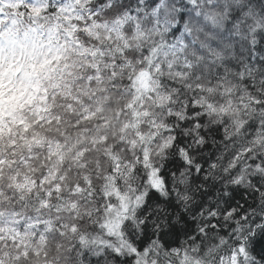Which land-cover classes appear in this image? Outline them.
Returning a JSON list of instances; mask_svg holds the SVG:
<instances>
[{
    "label": "snow or ice",
    "instance_id": "obj_1",
    "mask_svg": "<svg viewBox=\"0 0 264 264\" xmlns=\"http://www.w3.org/2000/svg\"><path fill=\"white\" fill-rule=\"evenodd\" d=\"M73 49L103 57L132 108L167 103L146 113L154 134L130 172L109 169L94 212L49 223L59 206L41 198L8 222L69 235L71 264H264V0H0L8 96L55 95Z\"/></svg>",
    "mask_w": 264,
    "mask_h": 264
},
{
    "label": "trees",
    "instance_id": "obj_2",
    "mask_svg": "<svg viewBox=\"0 0 264 264\" xmlns=\"http://www.w3.org/2000/svg\"><path fill=\"white\" fill-rule=\"evenodd\" d=\"M100 42L109 41L101 37ZM72 51L76 53L75 49ZM86 54H91L93 59H86ZM104 55L110 56L111 53L105 52ZM72 57L76 58V62L71 63L67 83L62 81L63 87L59 91L67 101L65 107L69 111L59 117L60 124L55 130L57 139L51 145L42 141L35 129L45 124L49 111L47 105L55 98L54 95L33 94L22 103L21 98L8 96L0 90V221H4L0 224V233H3L0 235V253L4 256L9 253L18 255L19 264H33L29 258H35V264H71L69 235H57L59 229H49L51 235H40L34 229L25 231L19 224L8 221L19 220L22 224L24 217L34 214V206L41 198L59 206L58 212L45 213V216L50 217L49 223L58 222L67 227L73 222V210L77 215L94 212V192L98 191L95 183L101 180L97 174L103 173L102 161H110L108 173L114 165L121 172L125 168L130 172L141 144L148 142L149 136L154 134L146 126V113L149 110L155 112L154 105L167 103L166 100L148 98L132 108L136 100L129 99V103L119 113L112 112L111 117L117 120L115 128L118 134L122 132L119 134L121 139L116 143L117 140L114 142L113 138L106 135L115 130L113 123L106 124L104 120L106 116L109 118L107 109L112 106L111 94L120 95L110 87L113 77L107 69L111 65L104 63L103 57L96 59L90 49H81ZM89 64L101 66L104 74L102 77L98 74V78L103 83L89 85L86 78V66ZM85 82L87 87L84 86ZM101 103L103 107H99ZM28 113H31V119ZM48 120L49 123H56L50 117ZM38 144H43L45 152V164L39 172L35 170L34 162L41 159L36 155L41 150L36 147ZM97 149H100L99 158L89 163L87 157ZM56 159L59 164L53 167L52 161ZM66 168L70 172L68 179L65 176ZM89 169L92 171L89 172ZM73 176L76 179H72ZM107 177L104 175L103 181ZM14 209L18 214L10 216ZM35 254L40 255L33 256Z\"/></svg>",
    "mask_w": 264,
    "mask_h": 264
},
{
    "label": "clouds",
    "instance_id": "obj_3",
    "mask_svg": "<svg viewBox=\"0 0 264 264\" xmlns=\"http://www.w3.org/2000/svg\"><path fill=\"white\" fill-rule=\"evenodd\" d=\"M76 62V58L75 57H71V63H75ZM74 78V77H73ZM85 87H87V82H85ZM54 99L47 105L49 111L47 116L45 117V124H40L38 128L35 129V131L39 134L40 139L42 141H46L48 144H52L53 141H55L57 139L56 134H55V130L57 129V124H60V120L59 117L64 116L65 112L69 111V109L67 107H65V105L67 104V101L64 99V96L62 93L57 92L54 95ZM111 100H112V106L109 107L107 109L108 113H109V118L111 119V113L112 112H116L119 113L124 107L125 105H127L129 103V98L124 95V94H120L119 96H117L116 93H112L111 94ZM74 110V109H73ZM99 110V109H97ZM127 114V113H125ZM29 119H31V113H28ZM51 118L52 120H56V123H49L48 118ZM113 123V127L115 128L117 120H112ZM120 123H123V121H120ZM61 127H63V125H61ZM119 142V138L117 139L116 143ZM112 145L110 144L109 147H111ZM36 147H39L41 150L36 153L37 156L41 157V159L34 161L36 163V171L39 172L41 170V168L44 167L45 164V152L43 150V144H38ZM17 151L19 152L20 150L17 149ZM121 152L123 151V149L120 150ZM100 156V149H97L96 152L91 153L87 159L89 161V163H92L94 161H96ZM59 164V160H53L52 161V166L56 167ZM110 166V161L109 160H104L102 161V167H103V173H98L97 175L101 177V180L97 181L95 183V188L98 189V191L94 192L96 199L93 201V205L92 207L96 210V205L97 202L100 200V196L103 195L104 191H105V181H103V176L104 175H110L108 173V167ZM92 170L89 169V172H91ZM7 175V174H6ZM72 179H76L75 176L71 177ZM65 250H67L65 248Z\"/></svg>",
    "mask_w": 264,
    "mask_h": 264
},
{
    "label": "rangeland",
    "instance_id": "obj_4",
    "mask_svg": "<svg viewBox=\"0 0 264 264\" xmlns=\"http://www.w3.org/2000/svg\"><path fill=\"white\" fill-rule=\"evenodd\" d=\"M92 98V97H91ZM92 100L94 101V98H92ZM97 100V99H96ZM103 102V101H102ZM103 107V104L101 103L100 105H99V107ZM108 114V113H107ZM112 116V115H111ZM104 120L106 121V124H108V123H110V122H112V120H114L112 117H111V119L110 118H108L107 116L104 118ZM103 125H105V124H103ZM103 127V126H102ZM115 133H117V134H115ZM122 132H119V134H121ZM118 134V132H117V128H115V130H113V131H111V132H109V133H107L106 135L109 137V138H113V140H114V142H115V140H117L118 138L119 139H121V137H120V135ZM128 137V136H127ZM114 146H115V144H114ZM67 171V172H66ZM68 171H69V169L68 168H66L65 169V176H66V178L68 179L69 177H70V172L68 173ZM46 250H44V252H45ZM65 252H66V250H65ZM40 254H35V255H33V256H39ZM29 260L30 261H32L33 260V264H35V258H29Z\"/></svg>",
    "mask_w": 264,
    "mask_h": 264
}]
</instances>
